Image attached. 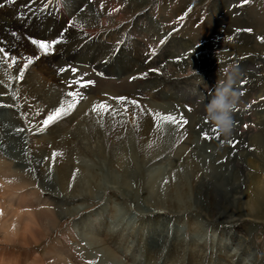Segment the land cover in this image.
I'll use <instances>...</instances> for the list:
<instances>
[{"label": "bare ground", "instance_id": "6f19581e", "mask_svg": "<svg viewBox=\"0 0 264 264\" xmlns=\"http://www.w3.org/2000/svg\"><path fill=\"white\" fill-rule=\"evenodd\" d=\"M150 1L152 0H120V2L111 0V7L116 8L120 5L123 8L121 10L123 13L119 11L114 14H105L89 0H0V47L5 48L17 60L15 65H12L11 60L4 59V62L15 74H18L23 65L27 63L28 58L34 57L33 62L24 70L23 79L17 84L14 82V90L24 110L23 120L19 118L20 116L15 112L16 109L12 107L14 103L11 97L6 95L7 90L0 85V108L4 109L0 114L1 240L14 243L15 238L18 237L19 243L23 246L39 243L43 236L49 235L64 218L78 214L76 210L70 212L69 209L63 208V201L59 198L43 195L36 188L26 190L27 186L34 182L27 173V167L11 162L13 159L20 158V152L14 146L18 140L22 143L26 141L30 145L32 162L43 189L55 192L56 190L53 188L58 187L68 197L79 198L81 195H87L93 200L100 201L106 190L111 188L109 183H113L115 185L112 188L116 187L125 195L127 192L139 206V211L143 213L152 212L154 209L159 212L163 208L171 212L195 208L205 221L215 227L211 228L197 223L194 217L187 218V225L190 226L192 223L191 228L194 231L190 239L187 258L183 260L184 264H222V259L226 256L223 253L228 248L233 249L231 245H235V252L230 260L233 261L237 257L239 261L246 257L253 264H257L258 258L253 256L251 246L258 236V232L254 230L260 231L262 227L264 228V175L262 177L257 175L258 172L264 174V113L254 114L252 119L246 118L243 112L237 113V121L243 119V124L253 120L254 125L247 132L239 127L243 130L244 135L240 139H236L235 134L227 138L224 137L213 122L205 121V125L201 123L202 119L196 118L187 111L180 103L181 99L189 101L190 97L195 94L210 101L215 94V90L209 92L215 83L212 82L215 81V77H207L203 74L199 78L198 66L195 63L197 61L196 53L190 54L191 57L184 60L183 57L188 55L187 52L191 50L188 41L178 37L172 38L161 50L160 55L153 58L142 71L141 67L140 72H135L134 67L145 66L144 61L151 56H143L145 49H140L137 38L133 41L131 39L129 42L123 41V45L116 53L113 52V56L108 58L107 55L110 52H107L100 57L102 58L100 63L102 68H108L113 73L119 72L125 76H132L143 72V70L148 71L149 67L157 64V59L166 58L168 61L166 68L160 67L157 73H146L143 77L145 79L144 89L149 94L151 91H155L153 102L166 107L167 111L178 105L179 115L171 111L169 113L174 114L173 116L177 119L182 115L189 122V126L184 130H179L178 134L184 136L187 130L189 135L191 132H195L198 141L214 147L213 154L217 157L209 165L202 163L192 155L188 157L184 164V167L191 171L188 172V179L179 175L180 172H174L178 168L175 162L172 165V169H175L169 173L165 186L160 183L164 181L158 175L160 172L155 174L154 168L161 162L160 157L168 152L167 150L172 144L171 132L177 125L157 121L153 104L146 107L141 101V105L138 103L140 106L128 105L127 102V105L124 104L127 109L126 113L120 110L123 105L119 103V100L118 103L121 104L119 110L114 108L108 111L92 109L90 111V105L85 104L77 110L70 111L51 125L43 126V120L47 115L69 100L60 89L61 80L69 82L67 74L65 72L64 76L58 75V69L63 67L66 58L65 54L57 53V51L49 54L45 59L41 58L36 61V55H41L42 50L33 45L29 38L51 39L56 36L58 30L64 27L67 20L72 19L73 26L83 30H70L68 34L66 33L67 35L62 36V43L59 46L66 48L65 52L69 55L66 57L69 60L87 61L92 55L99 56L104 50L109 49L110 46L106 43L111 40L116 29L103 30L109 28L108 24L116 15L126 14L131 17L134 15L132 12L134 8L139 12L140 6L148 4ZM223 3L225 2L223 1ZM218 4L220 1L213 3L212 12L216 11ZM232 13L229 12L223 19L218 18L214 23L205 25L202 35L217 34L222 28L220 24L236 25L238 20H231L229 17ZM160 26V23L155 21L148 11H145L134 18L128 34L136 35L140 31L148 30L152 32L151 36L155 37L160 34L158 33ZM98 30L103 32L93 35ZM14 33L15 35H13ZM227 33L228 37H232L234 40L252 43V46L264 55V39H253L245 33L235 34L231 31ZM59 36L60 34L57 37ZM180 58L183 60L180 61ZM108 61L110 62L109 66ZM263 64V58L244 61L240 70L246 75L240 80H247V73H251L253 77L255 71L259 69L257 66L260 67ZM74 68L80 70L78 77L92 78L86 67L77 66ZM263 71L262 69L261 73L264 76ZM7 75L0 63V81L7 83ZM234 77L238 78L236 74ZM123 91L104 90V92L117 96L127 94ZM90 92L94 95H90L93 98L96 96L101 99L99 92ZM260 95L258 94L256 97ZM82 115H85L82 120L87 122L85 123L87 132H84L86 130L81 127L82 125H71L73 120ZM39 121L40 124H38ZM29 128H32L31 131ZM39 129L44 130V134L39 135ZM205 133H207V138ZM189 135L185 145L176 150L177 155H181L180 151L191 145ZM83 139H86V145L82 143ZM218 139L225 142L223 150L219 149ZM177 140H174L173 143H176ZM86 157L92 158L90 161L93 163L85 161ZM223 157H226L225 162ZM150 164L154 165L150 166L151 172L149 171L146 176L144 167H148ZM99 168L108 173V179L106 178L105 182L100 180L101 175L97 171ZM243 174L246 177L245 183L241 180ZM231 175H234L233 180H231ZM187 195H190L192 200L176 202L178 199H185ZM107 198L105 202L93 210H89L88 213L78 215L75 224L82 229L83 235L86 236L91 232L103 235L107 231L104 216L111 199L114 198L117 201L114 196ZM118 203L124 213L118 223L121 228L115 230L117 227H112L114 230L111 233V242L117 244L124 252H129L130 258L143 261L144 264L156 263L154 259L161 256L162 253L159 252L164 251L167 246L169 239L167 228L170 222L174 220L178 224L182 218L173 219L172 217L149 214L137 217L125 209L126 204L124 205L120 201ZM124 219L127 220L123 222ZM234 220H247L253 222L256 227L250 226V233L244 228L240 230V227L219 228V224L229 225ZM209 231L210 243L205 239V235ZM131 235L133 239H128ZM178 239L174 237L171 241L169 252L178 246L179 249L182 248L183 240ZM103 244L107 247L104 257L109 261H114V251L109 248L108 242L105 241ZM198 244H200L199 248L193 249V246L197 247ZM213 249L217 250L215 256L212 255ZM45 254L50 258L54 254V250L50 249ZM12 256L14 261L9 258ZM36 256H38L37 253H35ZM182 258L184 255L176 254L172 261L173 264H177ZM27 262L29 263V258L23 254L20 258L18 254L10 256L0 254V264H25ZM54 263L67 264L60 257L55 258ZM29 264H43V262L39 258H33Z\"/></svg>", "mask_w": 264, "mask_h": 264}, {"label": "rangeland", "instance_id": "374dc122", "mask_svg": "<svg viewBox=\"0 0 264 264\" xmlns=\"http://www.w3.org/2000/svg\"><path fill=\"white\" fill-rule=\"evenodd\" d=\"M89 1L90 3L92 2V4L97 6V8L100 11H103V13L105 14H114L119 11L121 12V10H123L122 6L120 5H118L116 8H112L111 0L110 1L109 0H89ZM115 1L120 2V0H115ZM215 1H220V4L216 5V11L212 12L211 7ZM223 1L225 3H223ZM150 2L148 4L147 3L143 4L142 5L143 7L140 6L141 8L139 12L135 11V8H134L132 10V12H134V15L131 17L126 16V14H119V15H116L110 21V23L108 24L109 28L103 31H106V30L112 31L114 29L116 30H115V33L112 35L111 40H109L106 43L107 45L110 46L109 49H107L106 51L104 50L102 53H100L99 56L92 55L87 61L69 60V58L66 57V56H69L68 53L65 52L66 48L65 47L62 48L61 46H59V44L62 43L61 42L62 36L67 35L70 30L71 31H82L83 30L82 28H79V27L77 28V26L75 25L73 26L74 23L72 19H69L67 20V23H65L62 29L59 28L60 30H58L56 36H54L55 38L53 37L51 39L49 38L44 39L48 41L59 40V43L56 44L54 47L55 48L54 51H50V53H47V54H45L42 51L41 55L43 57L40 54H37L36 57L38 58H35V60L39 61L41 58L45 59L47 58L49 54H53V52L55 53L58 51L57 53L65 54V58H66L64 60L65 64L63 63L64 69H67V68L70 69V68L79 66V67H86L87 70H89L90 75L92 76L90 80L94 81V83L92 84L93 86L90 85L88 87L81 88L79 84L70 87V83H69L73 79L79 80L82 78L81 76L78 77L80 70L78 71L75 68L77 71L74 73L70 70L62 72L60 69H62L63 67H59L58 69L59 76L60 75L64 76L66 72L67 77L69 79V82L65 80H63L64 82H62V80L60 81V85H61L60 89H61V92L64 93V96L69 98L67 96V93L69 90H74V91H78L81 93V98L79 102L77 103L74 110H77V108H80L81 105L89 104L90 105L89 108L91 111V109L93 110L95 105L98 106L101 103L106 104L108 102L109 104L107 103V105H109V110H112L114 108L115 109L117 108L119 110L121 106V104L119 103H122L123 106L121 107L120 110L126 113L127 109H126V106H124V104L127 105V102H128V105H133V106H140L142 103H144L146 107H150L151 104H153V108H154L153 111L155 113L160 112L162 114H170L169 112L171 111L173 113H176V115L177 114L179 115L178 105L173 106V109H171L170 111L169 110L167 111L166 107H163L162 105L159 106L157 102H153L152 98L156 94L155 91H151L150 92L151 95H150L149 92H147L144 89L145 79H143V77H145L146 73L147 74L157 73L160 67L166 68L167 67L166 64L168 63L166 58L160 57L159 59H157L158 61V62L156 61L157 64L153 65V67H149L148 71L143 70V72L141 73H137L132 76L131 75L125 76L124 74L122 75L119 72L113 73L109 71L108 68L107 69L102 68L100 66L102 58L100 57L104 56L107 52H110V54L107 55L108 58L113 56V52L115 51L116 53V51H118V49L121 48V46L123 45V41L129 42L131 39L133 41L134 39L137 38L139 39L140 49L141 50L142 48L145 49V50L143 49L145 51L143 56L144 55L151 56L149 57V59H147L148 61L147 60L144 61L145 66L138 65L134 67L135 72H138V71L140 72L141 67H142L141 68V71H142V69L143 68L145 69L153 58H155L157 55L158 56L160 55L159 53L161 52V50L166 47V45L172 38L174 37L181 38L183 40L188 41V43L191 46V50L187 52L188 55L183 57L184 60H187L189 56L191 57L190 54L196 53L195 58L197 59V61L195 63L198 66L197 72H198L199 78L203 76V74L204 76H207V77H210V76L215 77V81H212V82H215L216 84L214 83L213 86L209 89L210 93L215 90L218 81L224 80L228 75L234 76L236 74V76H238V78H236V83L234 85V88L237 90V92L240 95H239V100H238L239 102L235 106V109L233 112V117H235L234 119L235 128L233 130V135L235 134L236 139H240L241 137H243L244 135L243 130L247 132L249 129H251L254 123H253V120H250L248 121V123L242 124L243 119H239L237 121L236 114L239 112H243L246 118L252 119L254 114L264 113V76H263V73H261L262 69L264 70V64L261 65L260 67L257 66V68L259 69L255 71V74L253 77L251 76V73H247L246 77L248 79L247 80L245 79V81L240 80L243 78L244 75H246L244 74L242 70H240L241 65L244 61H252L254 59L259 60L262 58L264 60V55H262L258 50H256L252 46L253 45L252 43L234 40L232 37L230 39V37H228L227 35L228 34L227 32L231 31L232 33H235V34L245 33L251 36L253 39L261 40V38L264 36V0H246V2L245 0H152ZM145 11L146 12L148 11L151 17L155 21L160 23L161 25L160 31L158 32L160 34H158L155 37H152L151 36L152 32L148 30H144V31L138 32L136 35H129L128 33L130 32L132 28L134 18L141 15ZM229 12H233L229 16L231 20H235V21L238 20L236 22V25L232 24L230 26V25L220 24L222 28L219 30L217 34L213 36L202 35L204 33L203 31L205 29V25L214 23L218 18L223 19L224 16L227 15V13ZM248 29H251V31H247ZM103 31L98 30L97 32H94V34L93 33L92 34L98 35ZM59 34L60 36L57 37ZM183 58H180V61L183 60ZM211 62H213L212 63L213 66L211 65ZM0 63L4 67V72H6V75L8 74L7 79H6L7 83L0 81V85L4 86V88L7 90L6 95L7 96L9 95V97H11L14 103L12 107L16 109L15 112L20 116L19 118L23 120L24 110H23L21 103L18 100L19 98H17L18 95L16 94V91L14 90L15 83L17 84L21 80L19 79V73L15 74V72H13L11 68L7 67V63L4 62V58L2 57V54H0ZM109 65H110V62L108 61V66ZM7 68L8 70H6ZM8 72H11V73H8ZM133 77L135 78L133 79ZM83 79L85 81L89 80L85 78ZM96 82L97 83L99 82L100 84L99 83L97 84ZM107 87L112 88L113 92L118 91V90L122 92L123 89L125 88L123 92H126L127 94L117 96L111 93L104 92V90H108L112 92V89H105ZM114 87H116L117 89ZM127 89H130V90H127ZM90 91H93V93L99 92L101 95V99H99V97H96V96L93 98L94 95L91 94ZM131 93H134L135 96L134 94H131ZM258 94H261V95L259 97H256ZM90 95H93V96H90ZM119 97H126L127 99L126 101H121L118 99ZM134 98H135V101L138 100L136 104L132 103ZM118 100L120 101L119 103H118ZM140 101L142 103H140ZM138 103L140 105H138ZM180 103L183 104L185 109L189 111L193 116H195L196 118L202 119L201 123H204L206 125L205 121H208L205 118L206 117V105L209 103V101H206L204 98H200L199 96L194 94L193 96L190 97L189 101H186L185 99H181ZM3 110L4 109L0 110V114ZM98 110L104 111L103 109H98ZM84 116L85 115L77 117L75 120L72 121L71 125L72 126H76V124L82 125L81 127H83L86 130L84 132H87L88 129L85 124L87 122H83L82 120ZM38 124H40V121ZM188 126H189V122L186 125H183L182 127L178 125L176 126V128L179 127L180 129L178 128L176 130V128H174L175 130L171 132V139H172L171 143L172 144L171 146H169L167 150L168 152H166L165 155H162L160 157L161 162L158 163L156 167L154 168L156 172L155 174H157V172H160V174L158 175H160L161 179H164L163 182H160L162 183V186L166 185V180L168 179L169 173L174 171L175 168L172 169V165L174 164V162L177 164L176 166L178 167L177 170L174 172H180L179 175H182L183 177L188 179L187 178L189 177L188 172H191V171L188 170L187 167H184L185 160H187L188 157H190L191 155L194 157H197L202 163L206 165H209L211 161L217 158L213 154L214 147L210 145H204L202 144V142L198 141L196 138L195 132H191V134L189 135L188 134L189 131L187 130L184 136H181L180 134H178L179 130H184ZM239 127L242 128L243 130L240 129ZM26 129H27V126H26ZM31 129L32 128H29V131H31ZM43 131L44 130L41 131V129H39L38 131L39 135L44 134ZM188 135H189V138H191V145L188 146L187 149H182V151H180L181 155H177L176 150L180 149L181 146L185 145L184 143L187 140ZM176 139H178L177 142L173 143L174 140ZM217 141L219 142V145H218L219 149L223 150V148H225V142L220 141L219 139ZM86 142H87L86 139L82 140V143L84 145H86ZM24 143H26V141H24ZM24 143H22V141L18 142V140H16L14 146H16V149L20 152V158L13 159L11 160V162L13 161L14 163H18L23 166L25 165L27 167V171H28L27 173L32 177L34 182L31 185H28L26 190H30V189L32 190L36 188L43 195H46V196L50 195L55 198H59L60 200L63 201V208H66L67 210L69 209L70 212L76 210V213L78 212V214L69 215L66 218H64L61 221V223L58 226H56L55 229H53L49 235L45 234L43 236V239L40 240L39 243H32L31 245L23 246L22 244L19 243L18 237L17 239L15 238L14 243L13 242L11 243V242H5L1 240V236H0V254H4L7 256L18 254L19 258L23 254L25 255V257L29 258V263H30V260H33V258H39L43 262V264H55L54 259L59 258V257L62 260H65L67 264L68 263L69 264H144L143 261L141 262L139 260L130 258L129 252H124L123 249L118 247L117 244H115L114 242H111L110 240V238H112L111 233L114 230V228L112 227L113 226H115V228L117 227L115 230H118L119 228H121L120 226H118V223L120 222V219H121V216L123 215L122 213H124V210L121 211L122 207L119 205L118 203L119 201L120 203H124V205L126 204L125 209L129 210L130 213H132L133 215L137 217L143 216V215L148 216L149 214L151 216L161 215V216L172 217L173 219L182 218L181 222H179L178 224L174 220L170 222L167 228L168 238H169L167 246L165 247L164 251L159 252V253H162L161 256H159L157 259L156 258L154 259L156 263L151 262V264H173L172 261L174 257L176 256V254L178 253L184 255V258H182L181 261H178L177 264H184L183 260H186L187 258L188 250L190 249V239L192 238V235H193L192 232L194 231L191 228L192 223L190 226L187 225L188 217H194L197 223H201L211 228L215 227V226H212V224H210L209 222L205 221L202 218L201 213L196 211L195 208L193 207L184 209L179 212H171L163 208L159 212L157 211V209H154L152 212L150 211L147 213H143L139 211V208H138L139 206L134 201V199L132 200L131 196L128 195L127 192L125 195L119 189L117 190L116 187L112 188L113 185H115L113 183H109V187L111 188L106 190V192L104 193V196L101 198L100 201L99 200L96 201L95 199L93 200L91 197H88L87 195H86L87 197L85 195L83 196L81 195V197L79 198L77 197L71 198V197L66 196V194L63 193L62 191H60L58 187H56V189L53 188L54 190H56L55 192L53 190L43 189L41 187V181L38 176L37 170L32 162V155L29 151L30 145L28 143L26 144ZM91 159L92 158L86 157L85 161L88 160L89 163H93L91 162L92 161ZM222 159L225 162L226 157H223ZM153 165L154 164L152 165L150 164L148 165V167H144L145 168L144 172H146V176H148V173L150 171L149 169L150 166H153ZM97 171H99L101 175V179H100L101 182H105L106 178L108 179V173H106V170L105 172H103L99 168ZM50 173H53V172H50ZM248 173H253V172H248ZM257 175L262 177L264 174H261V172H258ZM233 178H234V175H231V180H233ZM241 180H243V183H245V180H246L245 174L241 176ZM108 196H114L117 199V201H115L114 198L111 199L110 205L108 206V209L106 211V215L104 216V219L106 222L105 224H107V227H106L107 231L103 235H97L94 232H91L90 234H87L86 236L83 235L82 229H80V227H77L75 224V222L78 219V215H80V213L86 214L88 213L89 210H93L95 207L105 202ZM182 200L190 201L192 199L190 195H187L185 199H178L176 202L182 203ZM126 220L127 219H124L123 222H125ZM219 226H220L219 228L227 227V226L231 228L240 227L239 228L240 230L244 228V230H247L249 233H250V228H249L250 226L256 227V225L253 222H249L247 220H234L229 225L219 224ZM254 231L258 232V236H256L257 238H255V240L253 241V244L251 246V252L253 253V256H256L258 258L257 264H259L261 261L262 262L260 264H264V228L262 227L260 231H257V230H254ZM252 234L254 235V232H252ZM174 237H177V239L179 238L180 240H183V245H182L183 249L182 248L179 249V246H178L177 248H173L172 252H169L170 244H171V241L174 239ZM210 238L211 237H210V231H209V233L205 235V239L208 240V242L210 243ZM128 239H133V236L132 235L129 236ZM104 240L108 242L107 245L109 246V248H111L114 251L113 252L115 254L114 261H109L104 257L105 249L107 248L103 244L105 242ZM99 244L100 246L98 247ZM199 246L200 244H198L197 247L193 246V249L194 248L198 249ZM231 247L233 249L228 248L224 251L223 254L226 256L225 258L222 259L223 260L222 264H253V262L250 261L246 257L244 259H240L239 261L237 257L233 259V261L230 260L231 256L235 252L234 251L235 245H231ZM50 249L54 250V254H53L54 256L52 255L49 258L45 253ZM216 252L217 250L213 249L212 255L215 256ZM35 253H37L38 256L35 257ZM9 258L10 260L12 259V261H14L13 256ZM229 260L231 261V263ZM29 263L27 262L25 264H29ZM20 264H23V263H20Z\"/></svg>", "mask_w": 264, "mask_h": 264}, {"label": "snow or ice", "instance_id": "6c2138e0", "mask_svg": "<svg viewBox=\"0 0 264 264\" xmlns=\"http://www.w3.org/2000/svg\"><path fill=\"white\" fill-rule=\"evenodd\" d=\"M246 2V0H245ZM72 23V22H70ZM247 31H251V29H248ZM15 35V33L13 34ZM31 40V43L35 46H38L40 50H42L45 54L49 53L50 51H54V47L56 44L59 43V40H44V39H35V38H29ZM231 39V37H230ZM261 39H264L262 37ZM163 42V41H161ZM0 54L3 55V58L5 60H11L12 65H15L17 63V60L14 56H12L5 48L0 47ZM38 58V57H35ZM34 57H29L27 60V63L23 65V67L19 70V78L22 80L24 76V70L28 68V66L33 62ZM11 66V65H10ZM70 70L72 72H76L77 70L75 68H70V69H64L62 68L61 71H67ZM155 71V70H154ZM135 77H133L134 79ZM70 87L79 84L81 88L88 87L94 83L92 80H84L83 78L77 80L73 79L72 81L69 82ZM67 96L70 98L67 100L64 104H61L58 106L54 111H52L50 114L47 115L46 119L43 120V126L47 127L51 125L53 122L61 118L62 116L68 114L70 111L74 110L77 103L79 102L81 98V93L78 91L74 90H69L67 93ZM121 101H125L127 98L126 97H119L118 98ZM133 104H136L137 102L135 100L132 101ZM98 109H103L105 111L109 110V105L105 103H101L98 106H94L93 110H98ZM155 119L157 121H165V122H170L172 124H176L178 126H183L188 123V121L181 115L179 119L177 117L171 115V114H162L160 112H156L155 114ZM205 137L207 138V133L204 134ZM55 155V154H53Z\"/></svg>", "mask_w": 264, "mask_h": 264}, {"label": "clouds", "instance_id": "9594fccd", "mask_svg": "<svg viewBox=\"0 0 264 264\" xmlns=\"http://www.w3.org/2000/svg\"><path fill=\"white\" fill-rule=\"evenodd\" d=\"M235 83L233 75L218 81L215 94L206 105L205 118L213 122L219 133L226 138L233 134L235 128L233 112L240 95L234 88Z\"/></svg>", "mask_w": 264, "mask_h": 264}]
</instances>
